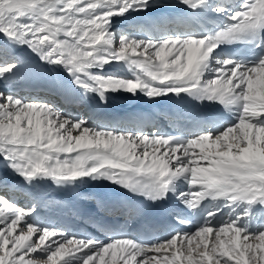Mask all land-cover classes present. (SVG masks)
Instances as JSON below:
<instances>
[{"label":"snow or ice","instance_id":"6c2138e0","mask_svg":"<svg viewBox=\"0 0 264 264\" xmlns=\"http://www.w3.org/2000/svg\"><path fill=\"white\" fill-rule=\"evenodd\" d=\"M120 93L149 108L88 110ZM0 264H264V0H0Z\"/></svg>","mask_w":264,"mask_h":264},{"label":"bare ground","instance_id":"6f19581e","mask_svg":"<svg viewBox=\"0 0 264 264\" xmlns=\"http://www.w3.org/2000/svg\"><path fill=\"white\" fill-rule=\"evenodd\" d=\"M123 74H127L126 72ZM27 89L22 91L21 95H26ZM123 95H126L125 93H122ZM64 110L72 115H78L81 114L84 110L81 109L78 105H71V106H62ZM198 151V150H197ZM88 185H82L81 190L85 191L84 188H86ZM94 191H97L94 186ZM42 191L53 193V188L51 187H42ZM93 190H88L87 192H94ZM51 199V198H50ZM52 203L49 206L42 207L41 208V215L40 219L42 221L51 223L56 225L57 227L64 226L67 227L68 231L70 233H84L87 232V227H84L82 224L79 223V217L75 216V212L73 211V204L68 202H57L52 200ZM21 203H24L23 200H21ZM88 203V202H85ZM56 205H61L62 207H56ZM84 212L88 211V207L82 208ZM224 219H227V216L225 215L223 217ZM60 223H63L64 225H61Z\"/></svg>","mask_w":264,"mask_h":264}]
</instances>
